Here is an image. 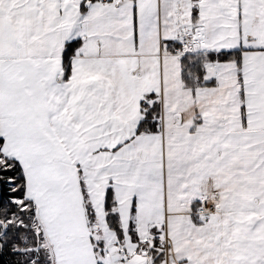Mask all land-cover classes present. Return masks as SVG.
<instances>
[{
    "label": "snow or ice",
    "instance_id": "6c2138e0",
    "mask_svg": "<svg viewBox=\"0 0 264 264\" xmlns=\"http://www.w3.org/2000/svg\"><path fill=\"white\" fill-rule=\"evenodd\" d=\"M0 264H264V0H0Z\"/></svg>",
    "mask_w": 264,
    "mask_h": 264
}]
</instances>
